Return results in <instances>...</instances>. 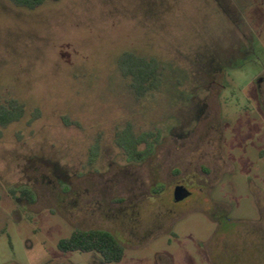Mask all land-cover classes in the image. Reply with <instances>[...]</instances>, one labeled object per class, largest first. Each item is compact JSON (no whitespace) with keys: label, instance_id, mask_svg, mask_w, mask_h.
Instances as JSON below:
<instances>
[{"label":"rangeland","instance_id":"obj_1","mask_svg":"<svg viewBox=\"0 0 264 264\" xmlns=\"http://www.w3.org/2000/svg\"><path fill=\"white\" fill-rule=\"evenodd\" d=\"M125 52L158 62L156 88ZM261 77L264 0H0V105L23 108L0 125V264H264ZM76 227L123 258L62 251Z\"/></svg>","mask_w":264,"mask_h":264},{"label":"trees","instance_id":"obj_2","mask_svg":"<svg viewBox=\"0 0 264 264\" xmlns=\"http://www.w3.org/2000/svg\"><path fill=\"white\" fill-rule=\"evenodd\" d=\"M16 6L34 9L46 2H55L58 0H10ZM124 57L119 60L120 68L124 75L130 77L131 85L134 90L144 95L158 85V62L154 59L139 57L131 52H125ZM22 106L9 101L7 105H0V125H6L17 120L22 115ZM152 137L150 132H144L139 135L124 133L121 137L122 146L128 152L130 157L142 159L152 150L149 139ZM145 142L147 148L138 150L139 144ZM23 192L30 198L33 196L28 189ZM58 247L62 251H86L98 253L105 263L120 261L124 256V247L121 242L108 230L90 228L81 229L76 227L67 237L58 241Z\"/></svg>","mask_w":264,"mask_h":264},{"label":"flooded vegetation","instance_id":"obj_3","mask_svg":"<svg viewBox=\"0 0 264 264\" xmlns=\"http://www.w3.org/2000/svg\"><path fill=\"white\" fill-rule=\"evenodd\" d=\"M259 80V82H263L264 81V77H261V78H259L258 79ZM178 185H183V184H176L175 185V187L176 186H178ZM184 186V185H183ZM175 189V188H174ZM189 191V190H188ZM189 195H190V192H189ZM188 195V196H189ZM256 225V227L258 228V229H262V226L260 225V224H255ZM99 229V228H98ZM104 230H106V229H104ZM110 232V231H109ZM110 233H112V232H110ZM113 234V233H112ZM114 235V234H113ZM248 251V250H247ZM259 251H261V250H259ZM241 254L242 253H240V256H241ZM234 256V255H233ZM247 256L250 258V260H248V261H245V264H254L253 262H254V260H253V256H254V254H253V250L251 249V250H249L248 251V254H247ZM231 258V257H230ZM228 261V262H227ZM237 261H239V260H232V259H229V260H225V263H228V264H235Z\"/></svg>","mask_w":264,"mask_h":264},{"label":"water","instance_id":"obj_4","mask_svg":"<svg viewBox=\"0 0 264 264\" xmlns=\"http://www.w3.org/2000/svg\"><path fill=\"white\" fill-rule=\"evenodd\" d=\"M189 195L188 189L183 185H178L174 189V199L176 201L183 200Z\"/></svg>","mask_w":264,"mask_h":264}]
</instances>
